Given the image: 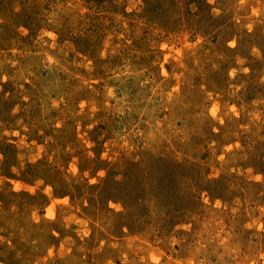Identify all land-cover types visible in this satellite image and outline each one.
<instances>
[{
	"label": "rangeland",
	"instance_id": "1",
	"mask_svg": "<svg viewBox=\"0 0 264 264\" xmlns=\"http://www.w3.org/2000/svg\"><path fill=\"white\" fill-rule=\"evenodd\" d=\"M204 2L0 0V264H264V0Z\"/></svg>",
	"mask_w": 264,
	"mask_h": 264
},
{
	"label": "clouds",
	"instance_id": "2",
	"mask_svg": "<svg viewBox=\"0 0 264 264\" xmlns=\"http://www.w3.org/2000/svg\"><path fill=\"white\" fill-rule=\"evenodd\" d=\"M46 35L51 36L52 34L51 33H46ZM230 46H234V42ZM245 71H247V69H245ZM230 75H231V73H230ZM0 79H5V78H0ZM212 115L215 116V107H213V109H212ZM72 171L74 172L75 171V168H73ZM100 175H103V173L101 172ZM256 179L259 180L260 177L257 176ZM93 182H95V181H93ZM19 187L20 186L17 184L16 187H15V190H19ZM30 191H31V189H30ZM64 203H67V200L66 199H65ZM49 218H51V210H49Z\"/></svg>",
	"mask_w": 264,
	"mask_h": 264
},
{
	"label": "trees",
	"instance_id": "3",
	"mask_svg": "<svg viewBox=\"0 0 264 264\" xmlns=\"http://www.w3.org/2000/svg\"><path fill=\"white\" fill-rule=\"evenodd\" d=\"M189 1V3H188V5H192V4H194L197 8H198V13L197 14H199L200 12V8H202V6L204 5V0H188ZM203 3V4H202ZM201 4H202V6H201ZM206 5V4H205ZM190 15H193V16H197V15H195V14H191V12H188Z\"/></svg>",
	"mask_w": 264,
	"mask_h": 264
}]
</instances>
